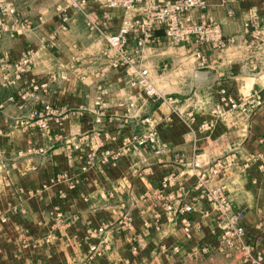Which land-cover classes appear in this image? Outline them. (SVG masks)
<instances>
[{"label":"crops","instance_id":"1","mask_svg":"<svg viewBox=\"0 0 264 264\" xmlns=\"http://www.w3.org/2000/svg\"><path fill=\"white\" fill-rule=\"evenodd\" d=\"M14 1L0 36V264H264V0H206L191 14L222 48L194 36L172 46L158 31L143 50L135 33L109 46L126 16H106V0L71 11L65 32L61 0ZM27 51L31 71L15 80ZM141 70L159 100L132 85ZM222 90L263 105L218 116ZM46 106L66 119L42 129ZM149 133L156 143L132 145ZM104 151L119 156L84 172ZM217 163L220 175L201 179ZM222 189L240 242L211 199Z\"/></svg>","mask_w":264,"mask_h":264},{"label":"built area","instance_id":"2","mask_svg":"<svg viewBox=\"0 0 264 264\" xmlns=\"http://www.w3.org/2000/svg\"><path fill=\"white\" fill-rule=\"evenodd\" d=\"M61 6L59 9L60 18V31L65 32L71 21L70 12L82 10V6L87 2L86 0H61ZM144 0H106L104 5V11L106 16L110 13L120 11L126 14L127 6L135 3L141 4ZM223 3L226 0H222ZM148 10L145 14L141 12L139 18L134 23L128 22L127 18L121 29L116 35L106 38L109 46L114 50H124L129 44L128 36L135 33L137 35V48L139 50L145 49L154 39V34L158 31L163 32L165 42L172 46H180L188 42L193 36L197 37V43L200 46L206 44H213L217 48H222L224 42L219 36L217 28L207 27L204 24L193 23L191 20V14L195 11L203 12L207 8L206 0H153L150 3ZM0 36L2 33L8 32V23L17 16L16 6L14 0H5L0 4ZM33 53L31 51L24 52L19 61L13 65L14 79H20L23 75L29 73L32 67ZM147 70H141L136 72L133 78L132 85L134 87H141L147 97L160 99L156 92L151 88L147 80ZM3 84H9L12 82L11 73L4 76ZM35 88H45L46 84H33ZM221 105L216 108V114L218 116L223 115L230 111L248 110V108L255 113L259 110L263 103L258 96L252 98L235 97L227 90L221 91ZM57 114V119L60 123L64 121L68 115L67 108H63L59 111H55L51 106H46L44 112L39 120L40 127L42 129H48L49 120ZM192 122H195V118H191ZM149 122V121H148ZM215 125L214 121L207 122L201 125L202 130H211ZM154 136L149 133L141 136L140 138H134L132 145L143 147L149 144H154ZM128 149V147L126 148ZM125 149V150H126ZM118 154H114L111 151H104L101 153H91L87 156L86 164L83 171L86 172L94 165L98 163H107L109 160H113L118 157ZM223 170V164L217 163L210 169H206L201 174V179L210 180L213 177L220 175ZM212 201L217 206V212L219 219L224 226H228L229 230L226 236L232 240L240 242L244 238V231L238 226L237 218L231 216V206L228 197L225 195L223 189L216 192V195L211 197ZM193 212V208L190 204L183 205L180 210V216L183 218V223L187 224V217ZM5 219H1V223L4 224ZM102 232V230H101ZM91 252L93 254L98 253L97 247H92Z\"/></svg>","mask_w":264,"mask_h":264},{"label":"rangeland","instance_id":"3","mask_svg":"<svg viewBox=\"0 0 264 264\" xmlns=\"http://www.w3.org/2000/svg\"><path fill=\"white\" fill-rule=\"evenodd\" d=\"M153 0H144L141 4L139 3H135L132 7V5H128L127 6V10H126V18L128 20V22L130 23H134L136 19L139 18V14H141V12H143V14H145L146 10H148L149 5H146L147 3H150Z\"/></svg>","mask_w":264,"mask_h":264}]
</instances>
